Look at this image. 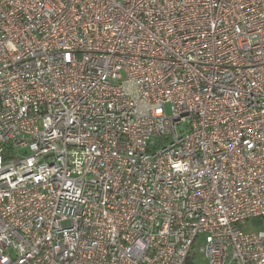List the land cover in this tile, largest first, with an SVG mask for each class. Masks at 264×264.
<instances>
[{
  "label": "built area",
  "instance_id": "built-area-1",
  "mask_svg": "<svg viewBox=\"0 0 264 264\" xmlns=\"http://www.w3.org/2000/svg\"><path fill=\"white\" fill-rule=\"evenodd\" d=\"M264 264V0H0V264Z\"/></svg>",
  "mask_w": 264,
  "mask_h": 264
},
{
  "label": "rangeland",
  "instance_id": "rangeland-1",
  "mask_svg": "<svg viewBox=\"0 0 264 264\" xmlns=\"http://www.w3.org/2000/svg\"><path fill=\"white\" fill-rule=\"evenodd\" d=\"M203 244H204V241L203 240H200L197 243V247H196L197 258H196L194 264H208V261L205 258V255L199 251L200 250V247L203 246Z\"/></svg>",
  "mask_w": 264,
  "mask_h": 264
}]
</instances>
